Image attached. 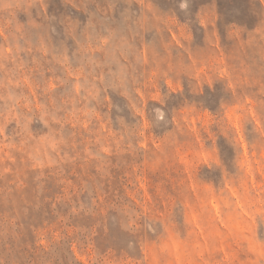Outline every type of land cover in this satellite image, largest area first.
<instances>
[{
    "label": "rangeland",
    "instance_id": "obj_1",
    "mask_svg": "<svg viewBox=\"0 0 264 264\" xmlns=\"http://www.w3.org/2000/svg\"><path fill=\"white\" fill-rule=\"evenodd\" d=\"M0 264H264V0H0Z\"/></svg>",
    "mask_w": 264,
    "mask_h": 264
}]
</instances>
